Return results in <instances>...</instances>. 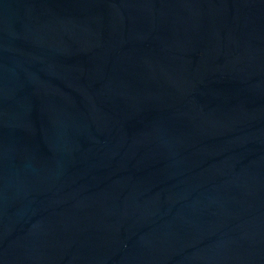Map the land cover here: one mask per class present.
<instances>
[{
	"label": "water",
	"instance_id": "95a60500",
	"mask_svg": "<svg viewBox=\"0 0 264 264\" xmlns=\"http://www.w3.org/2000/svg\"><path fill=\"white\" fill-rule=\"evenodd\" d=\"M0 264H264V0H0Z\"/></svg>",
	"mask_w": 264,
	"mask_h": 264
}]
</instances>
